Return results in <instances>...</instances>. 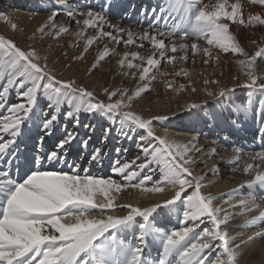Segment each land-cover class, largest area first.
<instances>
[{
    "label": "snow or ice",
    "instance_id": "snow-or-ice-1",
    "mask_svg": "<svg viewBox=\"0 0 264 264\" xmlns=\"http://www.w3.org/2000/svg\"><path fill=\"white\" fill-rule=\"evenodd\" d=\"M247 3L264 8V0H247ZM110 6L111 0H105L100 11L89 8L86 13L68 4L55 6L29 39L39 37L42 41L48 36L59 39L69 33L70 24L56 23L60 15H66L77 25L73 33L76 42L84 40L82 51L73 60L82 61L91 45L104 43L87 72L114 53L108 42L144 48L143 41H149L160 59L154 58L153 52L147 56V66L142 67L132 62L144 60L139 52H124L118 60L124 77H136L139 72L138 83L131 91L118 86L103 87L98 93L75 79H59V74L48 67V58L34 47L24 50L13 38L0 35V264H239L243 253L238 249L255 239L264 240V207L257 203L258 193L264 192V150L252 152L231 142L230 165L239 161L242 154L257 161L243 167V173L250 178L219 197L205 194L206 187L214 186L208 175L219 174V165L214 164L209 173L196 174V168L219 155L217 147L206 152L197 135L187 141L177 140L165 123L170 120L169 115L145 117L135 105L157 79L151 71L158 70L161 59L168 64L187 61L191 52L193 56L199 53L206 57L204 64L218 60L219 56H214L209 47L197 43L205 41L219 52L243 56L236 64L246 77L231 88L207 91V96L230 115L236 114L237 119L230 126L240 123L241 114L258 118L264 143V76L256 73L258 58L264 59V47L249 55L230 31V25L264 26V13L249 12L245 17L241 0L233 3L162 0L151 10L141 8L135 19L134 6L121 18L139 26L147 20V27L139 33L120 22L112 23L108 18ZM0 19L10 24L11 30L17 29L7 14H0ZM89 29L95 35L86 36ZM137 40L141 42L138 45ZM169 51H181L183 55L169 56ZM181 74L189 76L183 69L175 73ZM166 87L178 94L185 85L174 88L167 82ZM241 87L248 89L247 98L234 97L236 89ZM191 91L195 93V87ZM13 92L19 102H10ZM45 100L47 108L42 106ZM208 106V101L193 102L182 110ZM82 115L87 116L88 123L83 122ZM61 118L62 134L51 147L45 148V138L53 135ZM37 121L36 126L43 134L38 136L34 149L22 152L20 144L25 143L22 137ZM98 129H103V135L96 138L98 143L89 152ZM110 138L118 143L134 141L139 151L130 162L114 160L110 175L93 174L84 167L85 154L88 164L102 168ZM229 142L230 136L212 141L214 145L223 144L225 152L229 151ZM121 151L116 148L117 154ZM238 170V166L231 167L233 172ZM149 182L151 187L147 186ZM131 188L144 193H168V196L146 207L118 203L122 199L119 194ZM244 188L249 190L247 195H242ZM217 200L222 203L217 204ZM236 208L240 209L239 213L233 211ZM117 211L125 214L117 215ZM254 211L259 215L247 219L245 226H259L260 230L247 240L231 235L229 225L235 215ZM173 215H182L178 228L169 227Z\"/></svg>",
    "mask_w": 264,
    "mask_h": 264
},
{
    "label": "bare ground",
    "instance_id": "bare-ground-1",
    "mask_svg": "<svg viewBox=\"0 0 264 264\" xmlns=\"http://www.w3.org/2000/svg\"><path fill=\"white\" fill-rule=\"evenodd\" d=\"M162 0H111V6L109 7L108 18L112 23H122L124 27L130 28L133 32L142 33L147 27L148 21L145 20L142 26L136 24H128L122 21L121 18L126 12L135 7V12L132 14L133 19L137 17L141 8H147L151 10L153 6H158ZM205 3H209V0H204ZM216 0H211V3H215ZM235 0H229V3H233ZM244 4L245 17L249 12L264 13V8L259 5H251L247 3V0H241ZM68 4L71 7H76L79 11L86 13L89 8L95 11H100L105 6V0H0V14H7L9 19L17 24L16 30H11L9 23L0 19V35H4L6 38H13L17 44L24 50H29V47H34L41 56H46L47 64L49 68H53L58 74V78L67 80L69 78L75 79L78 84L88 86L90 89L95 88L98 93L102 92L103 87H118L122 86L128 88L130 91L134 90L138 83L139 72L136 69L130 71L137 72L136 77H124L119 71L118 60L123 57L124 52H139L144 60H133V63H139L142 67L147 66V56L153 52L156 53L154 58L160 59L158 52L152 48L149 41H143L144 48H140L136 45L122 46L114 45L108 42L109 48H114V53L106 57L96 69L91 72L86 70L90 68L94 62L95 56L99 51L103 50L104 43L95 42L90 46L88 52L85 54L84 59L73 60V57L78 55L84 46V40H80L78 43L75 40L73 33L77 30V25L71 23L66 15H60L56 23L58 25L64 24L71 27V31L64 34L59 39H53V37H45L42 41L37 37L35 40L29 39L33 31L45 22L47 17L51 13V9L58 5ZM78 19L84 17L78 16ZM230 31L236 37V40L240 46L252 55L259 48L264 47V26H235L230 25ZM95 35L92 29L87 30L86 36ZM126 39V35L124 37ZM252 41H256L255 44ZM177 43L181 41L177 40ZM189 44L191 41H187ZM141 43L137 40V45ZM168 44V40H165ZM201 47H209L214 56L218 55V60H210L208 64H204L202 61L206 57H202L199 53L195 56L189 52V59L187 61H174L172 64H168L166 60L161 59V64L157 69H152L151 74H155L157 79L152 81L150 90L146 94H142V98H138L136 101V108L138 111H143L145 117L155 114H167L170 116V120L165 122L170 126V130L177 140L187 141L192 135L199 137V144L202 145L206 152H210L213 147H217L219 155L210 157L205 164H201L196 168V174L209 173V169L215 164L219 165V174L211 175L209 173L208 180L214 181V186L206 187L204 193H211L214 196H220L222 193L227 194L232 189L236 188L241 183L245 182L250 177L243 173V167L246 163H257L248 159L243 154L239 161L229 164L228 160L233 156L230 150L231 142H235L237 145L243 146L246 150L256 152L264 150V143L261 142V133L259 131L260 124L258 118H253L251 115L245 117L242 114L238 117L240 123L236 126H230L233 119H237L235 113L229 114L228 111H224L220 106L215 105L211 98L207 96V91H218L219 87L227 86L229 88L236 84H240L246 77L241 72L239 66L236 64V60L243 59V56L235 55L232 53L219 52L218 49L208 46L205 41H197ZM75 44V47L72 45ZM66 54V55H65ZM167 55L181 56L183 52L171 53ZM131 59V56H129ZM71 66L69 65V62ZM256 73L258 76H264V59L258 58L256 62ZM187 70L189 76H176L175 73L181 70ZM128 71L127 69H125ZM161 73H167L163 75ZM237 77V79H233ZM208 79L210 82L204 84V80ZM212 81H219V84L212 83ZM171 82L173 87L179 85H185V88L178 94L172 89L166 87V83ZM195 87L196 92L191 91V87ZM234 97L247 98L248 89L237 88ZM10 102H19L15 93L10 96ZM208 101V107H200L192 111L182 110L187 103H199ZM47 108V101L45 100L43 105ZM66 107V106H65ZM172 113H177L174 117ZM84 123H88L87 116L82 115ZM95 123V121H92ZM34 124L27 132L26 136L22 137L25 143L20 144V150L22 152L31 151L36 147V140L39 135L43 133L40 128ZM64 124L63 118H61L60 124L57 125L54 133L50 137H46L44 144L45 148L51 147L57 137L62 134V125ZM71 125L69 124V129ZM81 129V134H83ZM6 135V134H5ZM103 135V129H98L94 136L93 145H91L88 151H91L93 146H96L98 140L96 138ZM230 136L229 151L225 152L223 144L214 145L213 139H219L222 137ZM207 137V138H206ZM122 149L121 153L117 154L116 148ZM126 149L127 151H123ZM138 149L134 141L124 140L117 142L115 139L110 138L109 144L105 148L107 156L104 160L103 167H99L96 164L87 163V155L85 154L84 167H88L93 174H100L103 176L110 175V165L116 160L132 161L135 159ZM223 157V159L221 158ZM72 157H70L71 159ZM141 161H137L140 163ZM238 166L239 170L236 172L231 171V167ZM115 178V177H114ZM156 177H154L155 179ZM148 187H151V182L148 183ZM248 189L242 190V195H247ZM122 199H118V203H131L141 207L151 206L152 204L161 202L168 196V193H144L141 189L131 188L125 192L119 194ZM227 195L224 199H227ZM235 202V201H234ZM217 204L222 203L221 200L216 201ZM257 203L264 207V192H259L257 197ZM226 206V205H225ZM235 213H239L240 209L233 210ZM117 215H123L125 212L117 211ZM259 215L258 211L247 213L245 215H235L234 220L229 225L231 235L239 236L244 240H247L248 236L253 235L256 231L260 230L259 226H245V221L252 216ZM182 218L173 215L171 217L170 228H178L180 226L179 220ZM239 225L240 227H237ZM202 225L201 227H204ZM234 229V231H232ZM239 243V239L237 240ZM238 252L243 253L239 257V264H264V240L255 239L246 246H242L238 249ZM152 255L155 256L156 252L153 251Z\"/></svg>",
    "mask_w": 264,
    "mask_h": 264
},
{
    "label": "rangeland",
    "instance_id": "rangeland-1",
    "mask_svg": "<svg viewBox=\"0 0 264 264\" xmlns=\"http://www.w3.org/2000/svg\"><path fill=\"white\" fill-rule=\"evenodd\" d=\"M129 24V23H128ZM131 25V24H130ZM147 26V23L145 24Z\"/></svg>",
    "mask_w": 264,
    "mask_h": 264
}]
</instances>
